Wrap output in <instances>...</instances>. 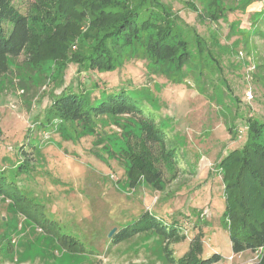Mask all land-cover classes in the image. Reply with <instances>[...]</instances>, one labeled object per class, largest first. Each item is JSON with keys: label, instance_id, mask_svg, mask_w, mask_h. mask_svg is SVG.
Instances as JSON below:
<instances>
[{"label": "rangeland", "instance_id": "1", "mask_svg": "<svg viewBox=\"0 0 264 264\" xmlns=\"http://www.w3.org/2000/svg\"><path fill=\"white\" fill-rule=\"evenodd\" d=\"M162 1L205 37L211 30L217 32L225 49L223 76L227 79L218 82V93L226 92L225 102L235 95L249 116L250 110L263 115L264 0H253L246 11L229 12L227 22L220 19L215 24L197 17L187 3L193 0ZM223 1L228 7L237 3ZM33 2L13 0V5L27 14ZM232 20L241 22L233 33ZM254 21L259 31L252 34L250 22ZM4 27L7 34L13 29L7 21ZM247 36L250 42L245 46ZM66 49L72 55L82 52L84 45L77 37ZM58 52L48 43L41 48L44 58ZM24 59V54L9 58L8 70L0 77V182L6 186L0 194V264H172L164 246L179 259L198 233L203 240L202 256H221L214 264H257L262 250L234 252L229 229L222 221L226 199L217 163L242 142L231 139L226 129L230 119L222 114L224 106L192 85H174L149 74L143 61H131L105 73L84 67L77 70L70 64L63 86L75 91L83 88L98 96L100 90L143 87L159 95L158 111L148 103H155L151 96L143 97L141 104L154 112L156 120L166 118L169 142L180 144L177 162L180 166L185 160L188 168L177 170L175 178L166 171L163 191L143 183L142 178L133 187L120 156L126 146L122 130L128 116L111 122L104 119V127L98 129L104 133V143L99 145L94 136L79 139L76 130L73 134L78 139H66L59 130L66 123L60 118L49 121L44 111L50 94H59L62 87L48 82L45 64ZM147 92L140 94L150 95ZM238 126L237 130L244 128ZM153 217L180 222L185 236L166 242L147 230L115 241V235Z\"/></svg>", "mask_w": 264, "mask_h": 264}, {"label": "trees", "instance_id": "2", "mask_svg": "<svg viewBox=\"0 0 264 264\" xmlns=\"http://www.w3.org/2000/svg\"><path fill=\"white\" fill-rule=\"evenodd\" d=\"M193 2L187 3L197 17L215 24L220 19L227 22L229 12L246 11L253 0H237L234 7H228L223 0ZM5 21L13 27L8 34ZM255 24V21L250 22L252 34L259 31ZM240 27L241 22H230V32ZM77 37L84 50L68 55L66 48ZM249 37L245 46L250 42ZM47 43L59 52L44 58L41 48ZM224 51L216 31L211 30L205 37L175 13L171 4L162 0H34L27 14L21 13L13 0H0V77L8 70L7 60L11 57L24 54L23 61L36 59L38 65L45 64L48 82L55 88L62 87L59 94H50L45 116L49 121L60 118L66 123L59 127L66 139L94 136L99 145L104 143V133L98 132L99 127H104V119L111 122L128 116L126 128L122 130L126 146L120 156L125 160L130 186L141 183L142 178L143 183L163 191L166 171L175 178L177 170L188 168L185 160L180 166L177 162L180 144L169 142L166 118L156 120L154 112L145 110L141 104L143 97L151 96L150 100L155 103H148L158 111L161 107L158 106L159 95L143 87L100 90L98 96L83 88L75 91L63 86L70 64L76 65L77 70L84 67L87 71L105 73L121 69L131 61H143L149 74L164 77L174 85H192L198 93L224 106L222 114L230 119L226 129L231 139L242 142L220 156L216 164L222 174L226 199L222 221L229 229L233 251L261 249L262 257L257 264H264V114L250 110L249 116L240 108L235 95L228 96L229 102H225L226 92L218 93V84L227 80L223 76ZM1 90L0 86V93ZM141 91L146 94L149 91L150 95L140 94ZM238 125L244 128L237 130ZM107 149L110 151V146ZM5 188L4 181L0 182V194ZM154 219L125 229L115 235V241L147 230L155 231L166 242L185 236L180 222ZM191 242L190 249L179 259L165 245L169 263L214 264L220 261L221 256L217 254L202 256L204 246L200 233Z\"/></svg>", "mask_w": 264, "mask_h": 264}, {"label": "water", "instance_id": "3", "mask_svg": "<svg viewBox=\"0 0 264 264\" xmlns=\"http://www.w3.org/2000/svg\"><path fill=\"white\" fill-rule=\"evenodd\" d=\"M111 234H113V231L111 232Z\"/></svg>", "mask_w": 264, "mask_h": 264}, {"label": "built area", "instance_id": "4", "mask_svg": "<svg viewBox=\"0 0 264 264\" xmlns=\"http://www.w3.org/2000/svg\"><path fill=\"white\" fill-rule=\"evenodd\" d=\"M250 97H252L251 95H250ZM261 250V249H260Z\"/></svg>", "mask_w": 264, "mask_h": 264}]
</instances>
